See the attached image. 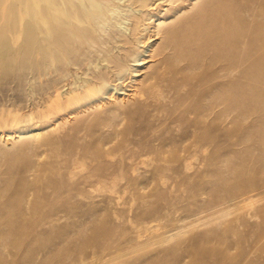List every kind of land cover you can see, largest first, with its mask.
Instances as JSON below:
<instances>
[{"label":"rangeland","instance_id":"374dc122","mask_svg":"<svg viewBox=\"0 0 264 264\" xmlns=\"http://www.w3.org/2000/svg\"><path fill=\"white\" fill-rule=\"evenodd\" d=\"M148 2L138 72L90 106L67 74L96 35L0 0V264H264V0Z\"/></svg>","mask_w":264,"mask_h":264},{"label":"bare ground","instance_id":"6f19581e","mask_svg":"<svg viewBox=\"0 0 264 264\" xmlns=\"http://www.w3.org/2000/svg\"><path fill=\"white\" fill-rule=\"evenodd\" d=\"M42 3L46 5V13L43 16L41 15ZM149 5L150 2L148 0H33L34 22L44 21L46 38L53 43L55 34L65 36L75 32V38L79 39L80 32H88V34L91 33V35L93 34L97 37L98 41L87 37L85 45L87 54L81 58L79 64L76 63L75 73H70L71 70H69L67 74L73 77V84L81 88L83 90L81 92L85 91V97L83 98L88 101H85L84 105H98L104 98L111 99L113 92L107 89V82H110L113 76H117V73L118 80H121V83L114 84L115 90L121 89L119 86H125L126 81L132 79L136 69L131 70L126 59L131 56V46L140 48V44L144 43L146 38H151L147 34L146 30L148 28L142 19L145 13H143V10H138L140 8L144 9ZM188 6L192 9L199 6V3L197 1L190 2ZM223 7L225 6L223 5ZM204 12L205 8L201 7L198 16L202 18ZM164 23L160 19L157 24L154 23V27L158 30L157 35L160 36L161 41H163L161 45L166 50L173 48V45L170 44V47L164 43L163 33L161 32ZM142 38L145 39L142 41ZM170 42L172 43V41ZM77 48L78 45L75 46V49ZM135 61L139 62L138 59ZM144 61L142 59L137 66L143 65ZM83 66L86 67V70L79 74ZM237 67V65L233 64H222L219 77L227 74H231L234 77ZM151 83L152 81L146 85L145 81H137V85L132 92L126 94L127 96L125 95L121 100L126 101L129 98H135L138 94H142L140 90L146 93L149 90L147 87ZM237 84L238 81L231 83V85ZM104 94H107V97H102ZM222 104L224 103L215 105V108H212L213 112L215 111L216 113L218 110L216 107ZM218 113L222 114V111L220 110ZM217 119H219V116ZM40 136L41 132L33 134L34 139H38ZM21 137L22 134L13 133L9 134L7 140ZM27 204H29V200H27ZM224 212L228 213L229 211L225 210ZM181 233H183V230H178L176 234L167 236V239L170 240V238Z\"/></svg>","mask_w":264,"mask_h":264}]
</instances>
